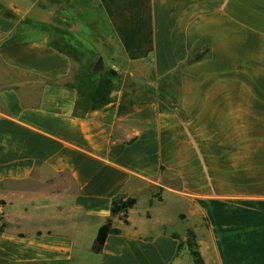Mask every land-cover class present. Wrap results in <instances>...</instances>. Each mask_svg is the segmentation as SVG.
Instances as JSON below:
<instances>
[{"label": "crops", "instance_id": "obj_1", "mask_svg": "<svg viewBox=\"0 0 264 264\" xmlns=\"http://www.w3.org/2000/svg\"><path fill=\"white\" fill-rule=\"evenodd\" d=\"M0 226V264H264V0H0Z\"/></svg>", "mask_w": 264, "mask_h": 264}, {"label": "trees", "instance_id": "obj_2", "mask_svg": "<svg viewBox=\"0 0 264 264\" xmlns=\"http://www.w3.org/2000/svg\"><path fill=\"white\" fill-rule=\"evenodd\" d=\"M8 12L9 10L4 11L5 14ZM67 44L68 48L73 51V47H71L68 42ZM70 50L66 51V53L71 54ZM93 57H95V55ZM92 66L93 64L90 63L81 67L78 79H81V83L83 84V96L85 102L90 103L91 108H97L103 106L108 101V92L112 84V79H122L123 75L119 74L117 71L107 68L102 71L94 72L92 71ZM135 202L136 199L133 197H127L122 194L117 195L112 200L111 214H122L121 218H123L126 222V213L128 209L135 204ZM1 230L2 226H0V231ZM117 233H120V229L113 226L111 220L108 219L98 228L91 246L92 251L96 253L100 252L107 235ZM183 245L187 247L194 264H203V259L197 248L195 234L192 230L187 231V239L184 244L179 243L177 252L180 251Z\"/></svg>", "mask_w": 264, "mask_h": 264}, {"label": "water", "instance_id": "obj_3", "mask_svg": "<svg viewBox=\"0 0 264 264\" xmlns=\"http://www.w3.org/2000/svg\"><path fill=\"white\" fill-rule=\"evenodd\" d=\"M103 69H104L103 58L99 56L92 66V71L98 72V71H102ZM130 84H131L130 75L126 73L123 78V85L129 86Z\"/></svg>", "mask_w": 264, "mask_h": 264}, {"label": "rangeland", "instance_id": "obj_4", "mask_svg": "<svg viewBox=\"0 0 264 264\" xmlns=\"http://www.w3.org/2000/svg\"><path fill=\"white\" fill-rule=\"evenodd\" d=\"M80 36H81V35H80ZM83 38H84V37L81 36L80 39H83ZM63 47H64V46H63ZM80 48H81V47L79 46L78 48L74 49L73 51H71L70 49H69V50H70V52H71L72 55H74V56H76L77 58L80 59V57H82L83 54H85L83 51L80 50ZM95 57H96V55H95ZM95 57H90V63L94 64V62H95V60H96ZM107 64H110V63L107 62ZM105 68H107V69H112V70L116 71L115 68H112V67L108 68V67L105 66L104 69H105ZM104 69H103V70H104ZM121 75H123V74L121 73ZM1 264H8V263H3V262H1Z\"/></svg>", "mask_w": 264, "mask_h": 264}]
</instances>
